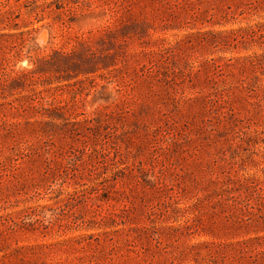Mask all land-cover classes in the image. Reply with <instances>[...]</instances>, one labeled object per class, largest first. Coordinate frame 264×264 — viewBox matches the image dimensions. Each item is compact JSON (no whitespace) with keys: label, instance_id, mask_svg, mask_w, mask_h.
Returning <instances> with one entry per match:
<instances>
[{"label":"rangeland","instance_id":"374dc122","mask_svg":"<svg viewBox=\"0 0 264 264\" xmlns=\"http://www.w3.org/2000/svg\"><path fill=\"white\" fill-rule=\"evenodd\" d=\"M11 2L0 264H264V0Z\"/></svg>","mask_w":264,"mask_h":264},{"label":"trees","instance_id":"16d2710c","mask_svg":"<svg viewBox=\"0 0 264 264\" xmlns=\"http://www.w3.org/2000/svg\"><path fill=\"white\" fill-rule=\"evenodd\" d=\"M12 6L11 0H0V69L3 70L2 77H0V84L2 86L8 80L9 73L7 68L10 67L11 63L17 65L19 61L23 60L22 55H24L26 43L29 40L26 39L24 32H20L19 34L5 32L6 30L19 28V24L15 23L11 15L13 12ZM8 37L16 40V42L10 43ZM7 49L9 50L7 51ZM12 72H14V75L11 79L15 83L22 82L28 73L27 70L15 72L13 69Z\"/></svg>","mask_w":264,"mask_h":264}]
</instances>
